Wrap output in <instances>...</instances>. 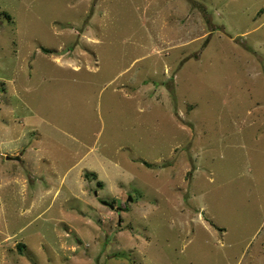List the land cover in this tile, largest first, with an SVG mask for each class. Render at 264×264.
I'll return each mask as SVG.
<instances>
[{
	"label": "rangeland",
	"instance_id": "obj_1",
	"mask_svg": "<svg viewBox=\"0 0 264 264\" xmlns=\"http://www.w3.org/2000/svg\"><path fill=\"white\" fill-rule=\"evenodd\" d=\"M0 264H264V0H0Z\"/></svg>",
	"mask_w": 264,
	"mask_h": 264
},
{
	"label": "water",
	"instance_id": "obj_2",
	"mask_svg": "<svg viewBox=\"0 0 264 264\" xmlns=\"http://www.w3.org/2000/svg\"><path fill=\"white\" fill-rule=\"evenodd\" d=\"M130 201H132V199H130ZM103 204L106 205V206H109L111 209H114V206L111 205V204L108 203V202H103Z\"/></svg>",
	"mask_w": 264,
	"mask_h": 264
},
{
	"label": "trees",
	"instance_id": "obj_3",
	"mask_svg": "<svg viewBox=\"0 0 264 264\" xmlns=\"http://www.w3.org/2000/svg\"><path fill=\"white\" fill-rule=\"evenodd\" d=\"M47 53L49 52L48 50H45Z\"/></svg>",
	"mask_w": 264,
	"mask_h": 264
}]
</instances>
